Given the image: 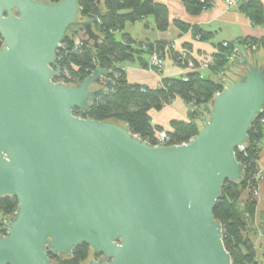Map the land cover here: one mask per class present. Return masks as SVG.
<instances>
[{
  "label": "water",
  "instance_id": "obj_1",
  "mask_svg": "<svg viewBox=\"0 0 264 264\" xmlns=\"http://www.w3.org/2000/svg\"><path fill=\"white\" fill-rule=\"evenodd\" d=\"M82 1L0 0V199L19 202L0 264H53L81 244L104 256L90 264H232L214 211L225 183L243 177L236 151L264 111V56L239 46L199 134L152 146L74 114L114 90L113 71L54 82L68 36L100 45L101 20L81 17ZM86 1L105 11L110 0Z\"/></svg>",
  "mask_w": 264,
  "mask_h": 264
},
{
  "label": "trees",
  "instance_id": "obj_2",
  "mask_svg": "<svg viewBox=\"0 0 264 264\" xmlns=\"http://www.w3.org/2000/svg\"><path fill=\"white\" fill-rule=\"evenodd\" d=\"M51 4L60 0H41ZM215 0H186L187 11L192 15H199L211 8ZM81 17L87 18L90 14L96 15L101 20V42L98 49L92 46L78 48L76 42L68 36L56 54V68L61 71L56 83L77 85L98 67L113 71L115 82L114 90L101 97L87 111L76 110L77 117L91 119L98 122L114 123L124 126L134 135L152 146L158 145L157 134L164 129L155 127L152 121V112H161L172 105L177 99L186 105L199 109L193 120L172 121L167 131V145H181L194 139L202 129V124L197 117L205 114L203 107L209 105L215 96L222 92L228 84L222 78L212 80L203 77L199 70L200 64L190 55L181 60L179 52H175L172 44L155 43L137 45L129 36H124L122 42L117 41L115 33L123 31L126 24L136 23L147 18H154L158 31L165 32L170 26L169 12L165 5L154 0H110L105 5V11L95 4L83 0ZM240 10L256 25L264 24V7L259 0H244ZM178 28L186 33L190 30L201 41H209L211 36L199 28H191L184 23H177ZM95 27H97L95 25ZM240 46L250 49L264 47L263 40L249 39L238 42ZM4 41L0 35V50ZM238 47L228 43L227 47L219 46L218 54L212 57L213 70L223 75L229 72L234 61ZM166 52L181 64L193 63L194 69L186 72L182 78H166L159 88H149L130 83L125 72L118 66L127 62L140 60L144 67L148 64L142 60L143 56L159 54L165 58ZM224 75V76H225ZM264 156V111L251 125L249 142L244 151L237 150L236 157L242 167V179L237 182H226L221 193V198L216 205L214 216L221 225L224 244L230 254L232 264H258L254 244L250 238V224L254 221L258 196L256 192L264 188V168L261 158ZM262 173V180L257 178ZM260 194V193H259ZM19 202L16 197L0 199V225L11 218L18 211ZM91 248L81 244L69 256H50L53 264H85L89 260Z\"/></svg>",
  "mask_w": 264,
  "mask_h": 264
},
{
  "label": "crops",
  "instance_id": "obj_3",
  "mask_svg": "<svg viewBox=\"0 0 264 264\" xmlns=\"http://www.w3.org/2000/svg\"><path fill=\"white\" fill-rule=\"evenodd\" d=\"M156 3L165 5L169 12L170 26L167 31L157 30L154 18L150 17L136 23L126 24L123 31L115 33L117 41L122 42L124 36H129L137 45H147L155 43H166L175 45V52L187 51L189 55L199 64L218 54L219 46L224 43H234L239 47L238 42L249 39H264V24L259 26L254 24L241 10L242 3L235 6H228L229 1L238 0H215L208 10L199 15H192L187 11L186 0H154ZM264 7V0H259ZM177 23H184L191 28H199L204 33L211 36L209 41H201L194 35L193 31L182 32ZM94 28H96L94 26ZM78 40H76L77 42ZM252 55L250 50L258 51L264 56V47L250 49L247 46H240ZM165 68L159 75L149 68L144 67L140 60L127 62L119 65L127 75L132 84L147 86L149 88H159L163 79L182 78L186 71L179 66L172 55L166 52ZM142 60L148 64L149 56H143ZM201 66V65H200ZM213 67V66H212ZM235 70V68H234ZM203 77L212 80L227 81L232 76L231 70L224 76L222 73L213 70L200 68ZM193 107L186 105L182 100L177 99L172 105L164 108L161 112H152V121L155 127L164 130L170 129L172 121L193 120ZM199 122V121H198ZM261 166L264 168V156L261 158ZM250 238L254 244L258 264H264V188L262 187L258 197V208L254 221L249 226Z\"/></svg>",
  "mask_w": 264,
  "mask_h": 264
},
{
  "label": "built area",
  "instance_id": "obj_4",
  "mask_svg": "<svg viewBox=\"0 0 264 264\" xmlns=\"http://www.w3.org/2000/svg\"><path fill=\"white\" fill-rule=\"evenodd\" d=\"M244 0H238V1H229L228 5L231 6H235L237 3H242ZM228 43H224V46L227 47ZM173 49L175 50V45H173ZM180 56H181V60H185V58L189 55V53L187 51H181L179 52ZM235 55L231 58L233 60L236 59V57L238 56V52L237 50L235 51ZM152 61H151V66H155L159 71L162 70L164 63H163V59L159 54H153L151 56ZM210 62V60H208ZM206 64V61L204 62ZM203 63V64H204ZM204 64V66H205ZM189 67L194 69V65L193 63H189ZM192 71V69H190ZM189 70V71H190ZM157 141H158V145L156 146H168L167 145V141H168V135H167V131H164L162 133H158L157 134ZM244 151V150H242ZM262 173L263 171H261L257 178L262 179ZM256 196H258V192L255 193ZM12 219L11 218H6V220L2 223V225H0V236H7L8 231L10 229V224H11Z\"/></svg>",
  "mask_w": 264,
  "mask_h": 264
},
{
  "label": "rangeland",
  "instance_id": "obj_5",
  "mask_svg": "<svg viewBox=\"0 0 264 264\" xmlns=\"http://www.w3.org/2000/svg\"><path fill=\"white\" fill-rule=\"evenodd\" d=\"M229 6V5H228ZM236 54V53H235ZM152 57H150V60H149V64H148V68H149V70L150 71H153V72H155V73H157V74H161L162 73V71L164 70V68H165V59L164 58H162L163 59V63H164V66H163V68H162V70L161 71H159L155 66H151L150 64H151V61H152V59H151ZM208 60H210V62L208 61ZM206 61V64L204 63ZM205 61H202L201 63H200V65H201V68L202 69H204V70H209L211 67H212V65L214 64L213 63V60H212V58H209V59H207V60H205ZM231 61H233V59H231ZM179 66H181L182 67V69H184L186 72H191V70L190 69H192L193 70V68H190L189 67V65H184V64H181V63H178V62H176ZM205 64V66H204V64ZM190 70V71H189ZM164 80V79H163ZM168 107V106H167ZM165 131V130H164ZM164 131H162V132H164ZM162 132H160V133H162ZM260 180H262V179H260ZM260 193V191H258V197H259V194Z\"/></svg>",
  "mask_w": 264,
  "mask_h": 264
},
{
  "label": "flooded vegetation",
  "instance_id": "obj_6",
  "mask_svg": "<svg viewBox=\"0 0 264 264\" xmlns=\"http://www.w3.org/2000/svg\"><path fill=\"white\" fill-rule=\"evenodd\" d=\"M38 1H41V0H38ZM42 2H44V1H42ZM92 260H95V261L104 260V256H102V255H94V252L91 250V253H90V256H89V261L86 264H90V262Z\"/></svg>",
  "mask_w": 264,
  "mask_h": 264
}]
</instances>
